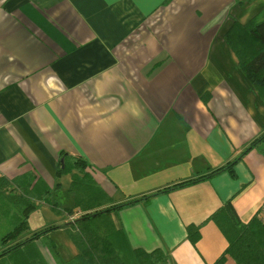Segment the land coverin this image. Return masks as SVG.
<instances>
[{"label": "crops", "instance_id": "obj_1", "mask_svg": "<svg viewBox=\"0 0 264 264\" xmlns=\"http://www.w3.org/2000/svg\"><path fill=\"white\" fill-rule=\"evenodd\" d=\"M263 10L264 0H0V238L34 185L48 199L33 198L16 242L58 226L0 264H57L49 243L62 260L76 254L69 233L82 212L52 210L74 204L80 173L60 172L72 157L112 204L151 195L110 212L132 247L161 249L164 264H212L227 240L210 216L226 201L243 223L259 214L264 155L248 151L234 176L158 191L223 166L264 132V100L225 39ZM65 182L70 203L59 199ZM189 224H201L195 243Z\"/></svg>", "mask_w": 264, "mask_h": 264}, {"label": "trees", "instance_id": "obj_2", "mask_svg": "<svg viewBox=\"0 0 264 264\" xmlns=\"http://www.w3.org/2000/svg\"><path fill=\"white\" fill-rule=\"evenodd\" d=\"M225 39L237 56L240 69L264 100V10L247 24L235 21L227 30ZM254 148L264 155V132L254 138L236 157L227 161L223 166L158 192L208 179L223 171H228L234 176L235 164L244 154ZM86 167L85 161L72 157L67 162L64 160V167L60 170L63 173L70 168H75L80 174H73L70 184V191L74 194V204L63 210L56 207H52V210L56 213L71 214L75 209H79L82 213L73 222V231L69 233L77 247V252L72 258L62 260L58 256L54 244H48L57 264H164L167 256L161 249L145 251L132 247L125 232L116 228L110 218L112 210L149 199L151 195L120 204H112V199L94 182L86 171ZM36 189L37 186H31L25 195L23 194L17 199L16 202L20 203L23 215L18 224L0 238L1 244L5 247L0 252V257L23 251V247L29 242L58 227H48L35 232L22 241L13 243L18 235L27 228L30 214L37 209L38 205L33 198L48 199V187H45V192L40 196L35 192ZM210 219L218 225L227 240L226 248L212 264H227L230 261L233 264H264V222L259 214L254 215L247 223H243L238 219L231 201H226L211 214ZM200 228L201 224L186 226L187 237L192 243L199 239ZM29 261V264H47L40 256L29 259Z\"/></svg>", "mask_w": 264, "mask_h": 264}, {"label": "rangeland", "instance_id": "obj_3", "mask_svg": "<svg viewBox=\"0 0 264 264\" xmlns=\"http://www.w3.org/2000/svg\"><path fill=\"white\" fill-rule=\"evenodd\" d=\"M68 185H69V182H65L64 183V188L62 187V189L60 191H58L59 193V199L61 201L65 200V201H68L69 203L71 202V199H72V195L69 193L68 191ZM66 204V203H65ZM260 211V210H259ZM37 218V213H35L32 218L29 220V225H30V228L32 229L33 225H34V220ZM5 228H9V227H5ZM60 239V238H59ZM19 242V241H17ZM13 243H16V241H14ZM63 248V247H62ZM63 256L64 257H67L68 255L64 254L62 252Z\"/></svg>", "mask_w": 264, "mask_h": 264}, {"label": "built area", "instance_id": "obj_4", "mask_svg": "<svg viewBox=\"0 0 264 264\" xmlns=\"http://www.w3.org/2000/svg\"><path fill=\"white\" fill-rule=\"evenodd\" d=\"M259 215H260V217L262 218V220L264 222V202L262 203V205L260 207Z\"/></svg>", "mask_w": 264, "mask_h": 264}, {"label": "water", "instance_id": "obj_5", "mask_svg": "<svg viewBox=\"0 0 264 264\" xmlns=\"http://www.w3.org/2000/svg\"><path fill=\"white\" fill-rule=\"evenodd\" d=\"M61 161H63V159H61Z\"/></svg>", "mask_w": 264, "mask_h": 264}]
</instances>
